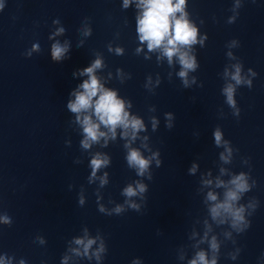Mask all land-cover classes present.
<instances>
[{
  "label": "clouds",
  "instance_id": "9594fccd",
  "mask_svg": "<svg viewBox=\"0 0 264 264\" xmlns=\"http://www.w3.org/2000/svg\"><path fill=\"white\" fill-rule=\"evenodd\" d=\"M131 0H124V7L127 8ZM185 0H139L137 7L142 11L137 17V32L139 33V39L141 42L147 41V48L149 51L161 49L164 56L168 58L169 64L173 62V57L176 56L179 64L181 65V71L178 75L183 79L184 86H188L187 73L189 70H195L197 68L196 58L190 55V47L196 44L197 41V29L189 22L186 18L187 13L184 12ZM4 5L0 3V10H2ZM176 13H181L179 18L176 17ZM64 31L60 28L55 33L56 35L61 34ZM203 41H200L202 43ZM236 41H233L235 44ZM185 46V47H180ZM34 49L38 50V46L34 45ZM69 44H60L56 42L51 46V59L54 62H61L66 59V54L69 52ZM121 50L117 49L119 53ZM231 55V53H229ZM102 67V61L96 59L91 66L79 70L78 73H73V76L77 74L80 76H87L88 79L84 80L83 83L79 85V88L71 93L74 99H70L67 104V108L71 113L76 114V122L82 127L84 139L81 141V146L84 149H89L93 143H98L101 138H104L105 143L110 138L115 139L116 129L118 126L122 127V136L127 138L131 137L128 144L125 145L128 148L127 153V164L130 168L136 170V174L139 177H145L150 181L153 178V172L150 170L152 162L155 161L156 168L161 167L162 160L160 158V151L157 150L152 152L148 148L147 144L142 145L146 150L151 152V155L144 156L140 149L130 147V143L137 139L139 132L145 130V124L142 119L137 116H130V114L125 110V102L117 97V93L111 89L103 87L100 79L95 74L96 70ZM235 71L231 75V79L235 81V85L228 84L224 88V94L227 97V103L230 107L235 109V115H240V110L236 107V101L234 100V93L236 91V86L247 85L248 88L252 87L251 80H246L241 75V65L236 64L233 66ZM251 72V69H249ZM255 75V73H253ZM96 99H93V98ZM165 127L168 129L173 128V115L172 113H165ZM159 123L155 117L152 118V128L153 131L156 130L157 124ZM101 126L107 129V131L101 130ZM215 138L216 146H225V152L227 154L221 153V160L224 162H229L232 149L228 147L229 142L223 140L221 131L217 128L213 133ZM145 139H147L145 137ZM248 163L246 159L244 161ZM109 164V159L97 153L90 162V167L92 168V176L89 178L90 182L92 178L95 177L96 171L105 167ZM197 170V165L193 164L191 168L188 169L189 174H195ZM224 170L221 169V172ZM107 173L105 176L100 178L101 186L107 183ZM249 175L241 172L238 175H233L232 178L226 183L223 180L217 179V187H225L227 190L224 192L223 200H219L215 192L209 191L206 196V200L211 202L208 208V212L213 221L217 224L223 225L228 223L230 227L237 233H244L251 226L250 219H246L245 213L248 208L252 209V212H248L250 217L257 208V204L250 203L245 206L242 204L238 205L241 200L242 195L249 192L251 188L255 185V181L249 184ZM204 185H211L212 181L209 179H204ZM148 192V185L137 180L135 185L129 184L123 189L122 195L127 199L125 204L137 212L141 211V205L135 203L131 198L140 197L142 200H146V193ZM80 203L83 204V199L81 198ZM258 203V202H257ZM101 212L106 210L101 207L99 209ZM113 211L119 215L125 211L124 205H117ZM111 213H109L110 215ZM0 222L5 224H11V218L5 214L0 216ZM205 232L203 238L198 243L208 244V251L198 250L196 251L194 257L188 261V264H217L220 252V243L216 236H211L209 238V233L212 231L211 225L205 221ZM195 235V234H194ZM230 235V233H226ZM75 244L83 248V255L87 256L89 250L96 243L95 239L79 238L75 239ZM43 243V241H41ZM73 251L80 255L78 249H73ZM239 251V250H238ZM105 252V246L103 242L93 253L97 260L101 259V254ZM209 253L211 258H209ZM181 259L184 257L181 256ZM232 259L236 256L232 255ZM65 258V262H66ZM133 264H140V261H133Z\"/></svg>",
  "mask_w": 264,
  "mask_h": 264
}]
</instances>
